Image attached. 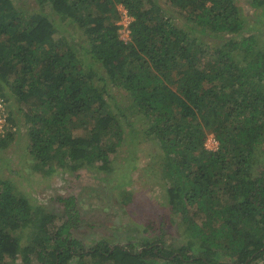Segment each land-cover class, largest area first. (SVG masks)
<instances>
[{"label": "trees", "instance_id": "16d2710c", "mask_svg": "<svg viewBox=\"0 0 264 264\" xmlns=\"http://www.w3.org/2000/svg\"><path fill=\"white\" fill-rule=\"evenodd\" d=\"M31 1L23 11L0 0V94L14 126L12 106L22 104L16 111L29 124L35 170L107 172L142 133L164 152L169 182L157 194L168 212L159 229L141 218L145 231L158 230L151 239L130 231L89 241L93 232L73 234L74 196L58 197L60 214L47 212L0 177V264H72L84 247L92 264H264V169L251 161L264 154V44L243 36L234 0H165L180 9L183 27L155 0ZM246 4L245 17L264 30V0ZM118 5L131 17L127 41ZM121 98L135 106L139 134ZM78 124L85 132L74 136ZM208 129L218 141L213 151L204 147ZM126 172L113 188L125 187ZM169 227L176 234L168 238Z\"/></svg>", "mask_w": 264, "mask_h": 264}, {"label": "rangeland", "instance_id": "374dc122", "mask_svg": "<svg viewBox=\"0 0 264 264\" xmlns=\"http://www.w3.org/2000/svg\"><path fill=\"white\" fill-rule=\"evenodd\" d=\"M15 1L23 11L34 8L31 0ZM155 1L166 8L165 16L166 18L170 17L171 23L181 27L189 26L183 15L179 13L180 9H176L170 4L167 5L165 0ZM234 2L240 7L243 20L246 22L245 30L242 31L243 36L253 35L263 45L264 30L260 29L259 24L245 17L248 10L252 11L246 4V0H234ZM118 8L121 16L120 8L123 7L118 5ZM187 30H189L190 36L198 35L194 30L189 28ZM129 32V28L123 30L120 27L118 30L119 37L124 41L129 39ZM198 37L212 47L218 45V41L212 40L205 34H199ZM120 101L123 112L126 111L130 116V124L139 134L142 126L140 127L141 123L136 115L135 106H131L132 103L125 104L123 98ZM14 105L16 107L12 106L13 114H17L18 120L16 129L12 133L13 137L5 140L3 144L0 143V177L11 180L27 195L33 206H40L47 212L60 214L63 204L58 200V197L74 196L78 205L79 223L73 234L78 238H88L91 232L95 236L88 238L89 241L103 239L110 235L115 236V234L124 238L130 231H133V236L145 235L148 239L158 234V230L154 234L150 230L145 231V227L140 221L142 217L148 216L158 223V229L161 227L159 222L168 211L157 192L159 188L161 190L166 188L169 179L164 175L162 169L164 152L152 140H148L147 135L141 133L137 139L136 149L131 150V155L128 156L125 152L126 148H121V153L113 158L112 168L107 172L100 173L81 167L76 170H58L44 175V173H38L32 164L34 156L30 153L29 138L26 134V127L29 124L26 127L22 125L24 112L16 111V108L22 104L15 101ZM73 128L74 136L85 132L79 124ZM206 133L205 140L216 139L214 133L209 129ZM263 156V153L256 152L251 158L256 172L264 169ZM127 157L131 159L127 161L128 166L125 165ZM123 171L126 174L128 171L127 178L124 180L125 187L122 186L124 188L119 190L113 188L114 184H121L120 177L123 176ZM163 231L168 238L176 234L172 227ZM110 240L113 239L109 238L108 241ZM88 244L90 243L86 242V245ZM121 244L126 245L127 242H121ZM87 249L88 247L80 248V251L71 257L70 262L72 264H92L90 256L85 254ZM222 261L221 258L219 262ZM31 264L37 263L32 260Z\"/></svg>", "mask_w": 264, "mask_h": 264}, {"label": "built area", "instance_id": "2783aa9c", "mask_svg": "<svg viewBox=\"0 0 264 264\" xmlns=\"http://www.w3.org/2000/svg\"><path fill=\"white\" fill-rule=\"evenodd\" d=\"M120 11L121 20L119 23L123 30H125L128 28L131 17L124 8H120ZM9 110L10 108L6 98L0 94V140L4 139L10 132H14L16 129V127L8 120ZM204 147L211 151L216 150L218 147V141L215 138L205 140Z\"/></svg>", "mask_w": 264, "mask_h": 264}, {"label": "clouds", "instance_id": "9594fccd", "mask_svg": "<svg viewBox=\"0 0 264 264\" xmlns=\"http://www.w3.org/2000/svg\"><path fill=\"white\" fill-rule=\"evenodd\" d=\"M120 22V21H119ZM120 24V23H119ZM120 26H121V24H120Z\"/></svg>", "mask_w": 264, "mask_h": 264}]
</instances>
